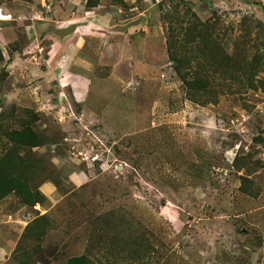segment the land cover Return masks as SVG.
Segmentation results:
<instances>
[{
  "label": "rangeland",
  "instance_id": "rangeland-1",
  "mask_svg": "<svg viewBox=\"0 0 264 264\" xmlns=\"http://www.w3.org/2000/svg\"><path fill=\"white\" fill-rule=\"evenodd\" d=\"M100 1L107 33L72 48L74 0H0V163L45 196L0 202L7 238L5 216H31L5 264H264V0ZM188 9L210 23L203 53ZM25 129L35 146L13 142Z\"/></svg>",
  "mask_w": 264,
  "mask_h": 264
},
{
  "label": "trees",
  "instance_id": "trees-1",
  "mask_svg": "<svg viewBox=\"0 0 264 264\" xmlns=\"http://www.w3.org/2000/svg\"><path fill=\"white\" fill-rule=\"evenodd\" d=\"M100 0H88L86 8L88 10L95 9L100 6ZM186 13V14H185ZM185 17H192L191 22L193 27H189L186 31V36L191 37L189 42H185V47L191 43L192 45L197 46L199 48L200 53L201 47L207 48L210 45L209 43V25L210 23H202L201 20L191 11L188 9L186 11ZM196 21V22H195ZM205 30H203V29ZM169 46V55L171 61H173L175 66V71L177 75L181 78L183 84L185 85L187 91L197 95L201 94V92L208 91V79L202 78L204 65L201 64L198 66V70L195 73L190 72L193 70L192 63L194 60L192 58L185 57L184 55L178 54V52L174 53L175 46L173 45L172 41H168ZM225 53L224 51H222ZM227 56V54H226ZM227 58V57H226ZM3 59V56L0 54V60ZM228 59V58H227ZM208 67L212 68L215 65L218 66V56L213 55L208 58ZM206 70V69H205ZM204 77V76H203ZM12 140L16 144H22L27 146H35L37 142V135L31 129H25L22 132H15ZM7 161L0 163V202L10 196L11 194H18L21 199L23 200V204L28 207H35L37 204H42L45 196L37 190H33L29 184L30 178H26L24 173H20L14 170L10 172L6 169ZM15 172V173H11ZM19 173V174H16ZM64 264H93L90 261V258L87 255L82 256H74L68 258Z\"/></svg>",
  "mask_w": 264,
  "mask_h": 264
},
{
  "label": "crops",
  "instance_id": "crops-1",
  "mask_svg": "<svg viewBox=\"0 0 264 264\" xmlns=\"http://www.w3.org/2000/svg\"><path fill=\"white\" fill-rule=\"evenodd\" d=\"M87 2H88V0H78V1L74 0V4L79 7L77 9L78 14H77V12L74 13V17L70 20V22H68L69 25H67V26L70 27L71 29L73 28L74 29V33H73L72 37H68V38H71V39L66 41L67 44L69 42H71L70 46L72 48H73V46H75V48L76 47L83 48V46L86 44L87 38L88 39L92 38V36L94 34L93 32H97L96 34H98L99 36H103V32L107 33V28L112 23L111 19L108 18L109 14L106 13L107 15H102V14L98 13V10H100L103 7L102 4H100V6H98L95 9L88 10L86 8ZM83 7L85 8V11H84V14H81V9ZM93 12L96 13L94 18H93V16L92 17L90 16L91 13H93ZM142 21L139 20V25L142 23L140 26L137 25V26H139V28H141L142 25H143ZM85 22H87L88 24H85ZM80 24H83L84 28L82 26H79ZM94 28H96V29H94ZM85 29H87L89 31H87ZM129 34H131L130 31H129ZM132 34H134V33H132ZM127 38L128 37H125V40ZM56 48H57V45H56V43H54L51 46V49L49 51V56L50 57L48 58V62H49L48 68H49V70H52V72L54 74L60 73V69L62 68V64H61V62H60V60L58 58V54L56 56L53 54V52L55 51ZM57 68L59 69V72L55 70ZM51 191L52 190H50V187H47V190L44 191V193L46 195H50ZM5 217H8L9 219L13 220L11 222L15 221L16 223H18L17 228L19 230V234L16 237V239L17 238L18 239L14 241L13 237L12 238L11 237L7 238L4 235V233L0 232V264H5L9 260L11 254L16 250V248L18 246L19 240H20V238H21V236H22V234L24 232V228H23V226L20 225V223L27 224L29 221H31V219H30L31 216L29 214H24V215H20L19 214V217H16L14 219L11 218L10 215H7ZM6 219L7 218H2V219L0 218V230H2L5 227L3 222L7 221ZM9 222L10 221H8L7 223H9ZM15 222L12 223V224H15ZM9 253H10V255H9Z\"/></svg>",
  "mask_w": 264,
  "mask_h": 264
},
{
  "label": "water",
  "instance_id": "water-1",
  "mask_svg": "<svg viewBox=\"0 0 264 264\" xmlns=\"http://www.w3.org/2000/svg\"><path fill=\"white\" fill-rule=\"evenodd\" d=\"M133 25L137 26V25H139V22H136V23H135V24H133ZM71 30H73V28H72Z\"/></svg>",
  "mask_w": 264,
  "mask_h": 264
}]
</instances>
